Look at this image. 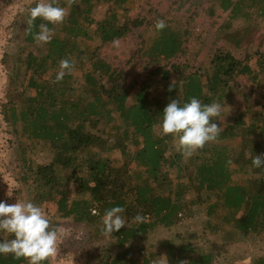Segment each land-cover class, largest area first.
I'll return each mask as SVG.
<instances>
[{
    "label": "trees",
    "instance_id": "1",
    "mask_svg": "<svg viewBox=\"0 0 264 264\" xmlns=\"http://www.w3.org/2000/svg\"><path fill=\"white\" fill-rule=\"evenodd\" d=\"M131 1L57 0L67 15L62 23L48 25L51 42L37 44L26 31L14 69L15 81H20L18 92L3 106L18 138L20 180L32 202L55 206L54 216H47L51 225L60 226L57 219L69 220L97 241L106 240L98 252L92 244L88 249L81 242L76 244L74 253L87 252L95 264H162L161 255L166 264H224L221 258L229 245L264 237V169L251 167V157L264 154V87L257 101L261 109L250 123L243 112L228 116L217 139L190 156L176 150L171 136L161 135L160 113L170 100L193 96L202 103L216 101L225 106L241 78L256 88L264 86L263 40L254 39L256 31L264 28V0L207 1L209 18L219 13L226 18L215 27L216 43L223 42V47L213 52L204 77L184 60L190 32L167 21L159 32L153 26L154 36L142 39L132 55L133 63L147 72L138 88L128 80L130 73L99 58V47L79 45L80 40L95 37L100 47L109 45L144 26V20L129 16ZM97 4L108 7L99 21L93 18ZM41 22L38 18L35 25ZM61 59H69L73 67L56 80ZM239 139L237 157L227 145L218 144ZM43 142L54 157L48 164H34L29 151ZM115 152L120 160L111 158ZM238 175L243 184L236 182ZM195 191L200 198L188 203L186 195ZM213 197L215 201L210 200ZM117 205L124 209L128 227L104 236L101 218L107 208ZM190 205L199 211L200 205L206 207L205 227L221 233L219 246L212 243L211 250L192 246L184 239L178 241V234L159 241L162 252L143 255L144 243L154 230L174 227L179 216L191 213ZM137 212L144 217L140 224L132 219ZM0 239L6 238L1 235ZM0 264L27 262L0 255Z\"/></svg>",
    "mask_w": 264,
    "mask_h": 264
},
{
    "label": "rangeland",
    "instance_id": "2",
    "mask_svg": "<svg viewBox=\"0 0 264 264\" xmlns=\"http://www.w3.org/2000/svg\"><path fill=\"white\" fill-rule=\"evenodd\" d=\"M207 1L132 0L128 5L129 16L144 20V26L134 29L125 40H119L118 47H114L113 44L100 47L101 43L97 37L89 40V42L80 40L79 45L82 48L89 46V44L99 47L97 51L99 58L119 71L130 73L128 80L130 82L135 81L138 88L140 83L147 78V72H144L140 66L133 63L132 55L141 47L142 39L147 40L154 36L153 26L158 18H162L164 21L169 22L170 26H177L190 32V38L185 42V47L188 50L184 60L188 59L191 62L190 65L204 77V69H209L213 52L223 47V42L218 41L216 43L215 27L226 18L223 13H219L214 19L209 18L206 11ZM35 3L36 0H0V200H4L8 204L15 203L17 199L30 200L27 189L20 180L22 164L19 157L18 138L14 136L11 127L7 123L3 106L9 105L12 96L18 92L20 81H15L14 77L16 58L20 48L25 45L24 35L27 27L28 9L33 7ZM107 8L106 4H97L93 12V18L97 21L102 20ZM254 39L257 42L263 40L262 49L264 50V28L256 31ZM79 75V72H75V76ZM150 87L156 89L155 84L151 82ZM263 87L262 84L261 87L256 88L245 78L239 79L233 89L232 101L222 108L223 113L219 118L221 120L219 121L220 126H226L228 116H236L241 112L244 114V119L250 123L261 109L257 101L262 99ZM241 143L242 140L239 139L221 141L218 144L227 145L232 155L237 157ZM174 146L178 150L176 144ZM29 152L28 156L34 164H48L54 157L48 143L44 142L36 148H32ZM111 158L120 160V155L115 152L111 154ZM66 171L70 172L71 169H66ZM170 176L173 183H175V173L171 172ZM236 182L243 184L239 183L241 182L239 175ZM69 183V187L74 190L73 184ZM7 192L11 194L10 197L6 195ZM185 198L188 203H191V200H197L200 197L195 191L187 194ZM210 200L215 201V198L213 197ZM200 206L199 211L196 209L197 206L190 205L191 213L187 216H179L178 223L172 228L157 227L149 236L148 241L144 243L145 251L142 254L162 252L159 241L178 237V234H180L178 241L182 242L184 239L185 243L192 246L197 245L206 250L213 248L212 243L219 246L222 235H220L221 233L211 232L208 227L206 229V207L204 205ZM41 208L46 216H54V205L48 203L42 205ZM57 221L60 222L59 227L61 228L60 240L56 255L50 258V264H95L92 259H89L87 252H84L81 256L74 253L76 244L81 242L83 249H88L92 244L98 252L106 240L97 241V238L91 237L87 229H82L81 226H76L69 220L59 221L57 219ZM1 235L6 239L10 238V234L7 233L0 232ZM192 235L196 238H191ZM64 251H67V253L65 254ZM225 254V257L221 258L223 260L221 262L224 264H257L261 259L264 260V237L248 238L233 243L227 247ZM160 259L162 264H166L164 255H161Z\"/></svg>",
    "mask_w": 264,
    "mask_h": 264
},
{
    "label": "clouds",
    "instance_id": "3",
    "mask_svg": "<svg viewBox=\"0 0 264 264\" xmlns=\"http://www.w3.org/2000/svg\"><path fill=\"white\" fill-rule=\"evenodd\" d=\"M67 15L57 0H36L33 7L28 9L26 31L32 35L34 42L45 44L53 38L52 29L48 26L60 24ZM42 22L35 25V21ZM38 30L33 32V27ZM166 27L163 19H157L154 29L159 32ZM114 47L119 46V40L112 41ZM69 59L59 61L56 80L64 77L72 70ZM222 104L212 101L202 103L197 97H189L186 101L172 99L160 113L159 130L163 136H171L181 155L190 156L206 143L214 142L222 132V127L216 121L222 112ZM251 167L264 169V154L251 157ZM7 196H11L9 192ZM121 206L107 208L101 218V233L112 235L122 227L127 226L122 215ZM137 224L143 222L140 212L132 218ZM0 232L10 234L8 239H0V255H11L23 258L27 264H46L57 252L61 228L50 224L42 208L31 200H16L8 204L0 200ZM153 264H158L154 261Z\"/></svg>",
    "mask_w": 264,
    "mask_h": 264
}]
</instances>
